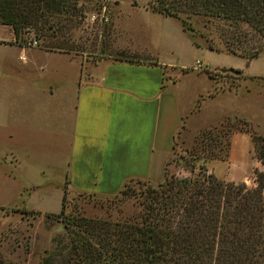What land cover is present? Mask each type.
Returning <instances> with one entry per match:
<instances>
[{"label": "crops", "instance_id": "obj_1", "mask_svg": "<svg viewBox=\"0 0 264 264\" xmlns=\"http://www.w3.org/2000/svg\"><path fill=\"white\" fill-rule=\"evenodd\" d=\"M164 18L177 25H171L172 35L158 50L131 49L150 60L100 59L87 65L61 51L31 44L11 46L18 48L17 61L23 65L15 66L18 71L13 75L38 81L19 85L16 96L9 93L7 101L0 102V130L7 129L9 144V193L21 198L18 193L27 192L30 200L37 190L54 191L60 203L51 213L22 210L54 215L60 212L63 197L64 201L76 195L108 199L127 183L157 186L167 172L178 131L198 132L227 118L250 122L255 101L264 104V91L256 86L244 87L242 92L215 90L222 81L210 78L197 61L193 70L175 73L171 61L178 62L191 42L177 20ZM219 44L213 52H225ZM27 51L35 52L36 58H26ZM50 56L60 66L33 75L37 68L47 70ZM185 78L196 82L187 93L181 85ZM203 168L225 183L253 182V172L264 170L254 157L250 136L239 132L229 136L227 159L206 161Z\"/></svg>", "mask_w": 264, "mask_h": 264}, {"label": "rangeland", "instance_id": "obj_2", "mask_svg": "<svg viewBox=\"0 0 264 264\" xmlns=\"http://www.w3.org/2000/svg\"><path fill=\"white\" fill-rule=\"evenodd\" d=\"M54 1L55 4L48 10L45 8L46 19L39 23L38 29L33 26L22 29L19 42H15L10 27L0 26V45L5 47L0 46V74L4 75L0 81L1 104L4 98L7 101L9 93L15 96L18 94L19 85L34 84L38 81L18 79L13 75L18 71L15 66L23 65L17 61L20 55L18 48L11 46L27 48L28 43L35 42V46L32 47L68 53L75 56L81 64L85 62L87 65H93L100 59L140 60L142 56L131 51L132 48L150 46L158 50L162 42L172 35L174 28L171 25H177V22L172 20L167 22L168 20L162 15L152 10L156 0ZM180 18L185 20L192 29L191 32L185 31L191 46L186 48L184 53L182 50L178 62L171 61L176 69L175 73H181L179 69H182V73L193 70L194 63L197 61L204 72L209 71L211 78H215L218 82L222 81L215 90L229 88L242 92L244 87L256 86L262 89L257 90L264 91V49L256 57L247 59L245 56L226 52L217 53L207 48V42L215 49L220 47L219 43L224 45L221 34L231 41L238 39L242 50L250 51L260 48L264 43L257 32L245 23L228 24V22L208 17H186L185 14H180ZM165 54L172 60L170 54ZM35 55V52L27 51L25 57L36 58ZM49 58L52 59L48 60L47 70L37 68L33 75L46 73L60 66L55 56ZM87 65H84V68H88ZM222 68L237 70L242 73L243 78L235 79L227 70H219ZM67 71L73 73V68H68ZM250 78L255 79L250 80ZM181 85L187 93L196 87V82H190L185 78L181 81ZM197 86L199 88V85ZM200 88L205 89L203 82ZM200 100L196 101L195 106H199ZM257 102L259 101H255V106L251 105L254 106V112L248 115L251 121L245 122L259 135L264 133V104L260 105ZM227 119L231 123L226 126H220V123L225 120L223 119L198 132H190L187 129L183 132L178 131L166 178L194 179L197 176L209 175L199 165L202 157L206 155L201 154L198 143L201 141V134L208 133V130L213 128L216 129L212 134L220 133L221 135L227 133L229 126L230 129L244 127L241 121L233 122L237 118ZM6 131L5 127L0 130V264H43L44 259L49 255L55 257L57 264H63L70 246V236L64 221L70 222L75 218H84L119 224L139 223L145 213V204L149 201L150 192H156L158 185L163 183V180L157 186L142 182L127 183L116 196L108 199H93L83 195L72 196L64 201V221L41 214H24L21 213L22 208L38 212L44 209L46 213L55 212L60 203L57 200V192L54 191L37 190L30 200L26 199L27 192H19L18 194L22 195L21 198L12 194L14 191L9 193L11 182L7 180V177L10 155L7 154L9 144L6 140ZM217 139L222 143L221 146L225 143V138L219 136ZM213 153L221 155L218 148H215ZM194 155H197L198 159H194ZM251 179L253 182L250 180L242 183L247 189L255 187L254 175ZM42 197H48L49 200L44 201ZM187 264H190L189 261ZM201 264H216L214 255L210 259L204 257Z\"/></svg>", "mask_w": 264, "mask_h": 264}, {"label": "trees", "instance_id": "obj_3", "mask_svg": "<svg viewBox=\"0 0 264 264\" xmlns=\"http://www.w3.org/2000/svg\"><path fill=\"white\" fill-rule=\"evenodd\" d=\"M53 4L54 0H0V25L10 27L15 42H19L22 29L30 26L38 29L39 23L46 19L45 8L48 10ZM152 10L178 20L183 30L189 32L192 29L180 14L235 25L245 23L264 43V0H156ZM221 38L226 53L247 59L256 57L264 49L263 45L250 51L242 50L238 39L231 41L224 34ZM207 48L218 51L208 42ZM140 60L150 59L142 56ZM227 71L235 79L243 78L237 70ZM235 121H241L244 127L230 129L229 126L227 133L221 135L212 134L216 128L201 134L198 145L201 154L206 155L199 163L202 168L206 161H225L229 136L234 132L250 136L254 157L264 166V137L257 135L247 122ZM230 123L225 119L220 126ZM219 136L225 138L222 146L217 139ZM215 148L221 155L213 153ZM166 175L165 172L157 191L150 192L139 223L119 224L84 218L64 221L63 197L58 214H44L65 222L70 246L63 264H187V261L201 264L204 257L210 259L213 255L216 264H264V172H253L255 187L252 189L242 183H224L211 175L194 179L166 178ZM21 213L39 214L24 210ZM43 264L57 263L55 257L49 255Z\"/></svg>", "mask_w": 264, "mask_h": 264}, {"label": "built area", "instance_id": "obj_4", "mask_svg": "<svg viewBox=\"0 0 264 264\" xmlns=\"http://www.w3.org/2000/svg\"><path fill=\"white\" fill-rule=\"evenodd\" d=\"M31 45H35V42H32ZM196 65H198V63H196Z\"/></svg>", "mask_w": 264, "mask_h": 264}, {"label": "water", "instance_id": "obj_5", "mask_svg": "<svg viewBox=\"0 0 264 264\" xmlns=\"http://www.w3.org/2000/svg\"><path fill=\"white\" fill-rule=\"evenodd\" d=\"M233 70L230 69V72H232Z\"/></svg>", "mask_w": 264, "mask_h": 264}]
</instances>
